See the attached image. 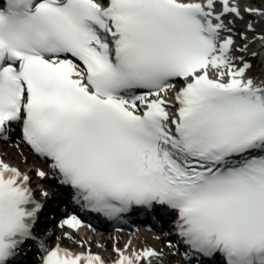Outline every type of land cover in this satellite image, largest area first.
Instances as JSON below:
<instances>
[{"label":"snow or ice","instance_id":"6c2138e0","mask_svg":"<svg viewBox=\"0 0 264 264\" xmlns=\"http://www.w3.org/2000/svg\"><path fill=\"white\" fill-rule=\"evenodd\" d=\"M253 11L233 0H0V140L19 128L87 211L174 212L169 247L186 264H264V80L249 75V44L235 43ZM41 210L29 175L0 159V264L36 239ZM113 250L115 264L163 260ZM43 264L104 261L57 247Z\"/></svg>","mask_w":264,"mask_h":264},{"label":"bare ground","instance_id":"6f19581e","mask_svg":"<svg viewBox=\"0 0 264 264\" xmlns=\"http://www.w3.org/2000/svg\"><path fill=\"white\" fill-rule=\"evenodd\" d=\"M233 2L234 3L238 2V5L241 8V10H243L245 8H250V9L254 10L252 13H244L243 14V19L242 20H238L236 22L235 31L238 32V33H243V35L245 37H247L246 40H242L239 35L236 36L235 37V40L237 42L236 43V47H243V45L245 43L249 44L248 50L246 51V55H247L246 59L248 60L249 63H250V59H253V53H256L255 56L258 55L260 59L264 60V40L260 39L261 36H264V16L259 15V13L264 12V6H263V9H261L260 7H259L260 9H258V8L254 9L251 6V3H254V0H233ZM247 16H252L250 18L251 22L249 24L246 23ZM249 25H251V27L254 29V32H250L248 30ZM250 64L254 68L253 64L252 63H250ZM181 83H182V81H181ZM178 89H179L178 85H176V88L170 90L169 95H168V99H169L170 103L173 102L174 94H175V92ZM2 143L3 144H7V142H4V141ZM7 146H9V147L3 149V152H4L6 157H12L13 156V152L18 154V155L20 154V151L18 150V147L16 146V144L14 142L11 141V143H9ZM0 153H1L0 156L4 157V156H2L1 149H0ZM16 160H17V158L15 159V161ZM16 165H19L22 169H24V172H26L29 175V177H31V179L33 178V175H34L33 168H31V170H28L29 169L28 167L27 168H25V167L23 168L22 165L19 164V163L16 164ZM39 169L37 168L36 171L38 172ZM35 181L36 180H34V182ZM38 183H33V185H36L35 191H33L36 200L38 201V197L42 198L41 193H43V192H47L48 193V197L45 198V200H49L50 199V195H53L52 191L49 189V187H47L46 184L44 185L45 189H43V188L39 189V186H37ZM42 200H44V197L42 198ZM52 225H53V223H51V225H50V234L48 236L49 239L46 240V242L43 244L44 247L43 248H41L40 246L38 247L37 244L36 245L34 244L32 246V252L34 253V255L30 254L28 257L29 258H33L34 257V262L35 261L38 262V260H39L36 251H38L40 249H45V247L46 248L47 247H51V248H54V247H65L62 244L63 240H65V239H66L65 241H67V243L69 245H71L72 241L75 239V246L79 250L83 249V247L84 248H92V247L96 246L97 244H100V246H98L97 249H98V251L100 253L103 254V257L106 259V261H111L113 258L114 259H118L117 253L114 252V250H113L114 248H117V249H120V250L127 249V251H125L126 255H131V253L133 251H141V250H144V249L148 248L147 246H144L141 243L138 244V243H136L133 240H126L125 243H124V240H122V237H120L119 239L117 238V240H116L117 245H115L114 242L111 245V240H109L110 238H106V237L105 238H103V237L94 238V241L85 242V241L82 240V238L78 237L77 234H75L74 232H72L69 229L65 230V232L62 231V233L59 234L58 230H57V227L55 225L54 226H52ZM56 233H58V235H56ZM137 233L139 234V232H137ZM64 234H65V236H64ZM55 236H57V239H56L57 242L55 243V246L54 245L50 246V243H51V241H53L52 239H54ZM72 238H73V240H72ZM142 238L147 240L148 239V235L147 236L144 235V236H142ZM137 242H139V241L137 240ZM157 247H158V245H157ZM106 249L109 252H106ZM157 251L163 253V260H162V262L161 261H154V263L178 264L176 262L175 263L173 262L170 254L166 255V253L168 252V249H166L165 251H160V248L158 247ZM164 252H165V254H164Z\"/></svg>","mask_w":264,"mask_h":264},{"label":"rangeland","instance_id":"374dc122","mask_svg":"<svg viewBox=\"0 0 264 264\" xmlns=\"http://www.w3.org/2000/svg\"><path fill=\"white\" fill-rule=\"evenodd\" d=\"M251 6L254 8V9H256V6H258V7H260L261 9H263V6H264V0H254V3H251ZM263 59H255V68L257 69L258 67H263V66H261V64L263 63ZM3 142V140H0V149H1V152H2V154H3V156L5 157V159L7 160V161H10V162H12V163H19V164H21L22 165V167L24 168H27L28 167V165L30 166V165H33V166H35V163H33V161H32V163H31V159L29 158V157H27V155H25V153L22 151V147L18 144V146L20 147V149L18 148V150L20 151V154L18 155V154H16V153H14L13 152V156L12 157H6L5 156V154H4V152H3V149H5V148H8L9 146H7L9 143H11V142H9V141H4V142H7V144H3L2 143ZM17 158V160L15 161V159ZM32 189H33V186H32ZM127 234H124V235H120L119 237H122V240H124L127 236H126ZM136 236V235H135ZM56 239H57V236H55L54 237V239H52L53 241H51V243H50V246L51 245H54L55 243H56ZM63 244H66V245H68L69 246V244L67 243V241H65V240H63ZM72 246V248H76V246H75V242H72V244H71ZM111 245H112V242H111ZM97 246V245H96ZM106 252H109L107 249H106ZM34 262V261H33ZM173 262L175 263V261L173 260ZM177 263V262H176ZM36 264V263H35ZM154 264H161V263H154Z\"/></svg>","mask_w":264,"mask_h":264}]
</instances>
